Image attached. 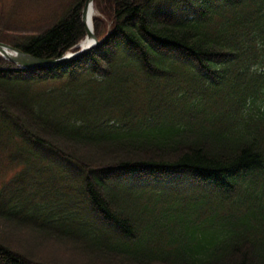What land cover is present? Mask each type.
Returning <instances> with one entry per match:
<instances>
[{
    "label": "trees",
    "instance_id": "trees-1",
    "mask_svg": "<svg viewBox=\"0 0 264 264\" xmlns=\"http://www.w3.org/2000/svg\"><path fill=\"white\" fill-rule=\"evenodd\" d=\"M26 1L1 41L52 58L85 38L86 0L20 32ZM95 5L104 39L78 57L0 54V264H56L51 237L86 264H264V0Z\"/></svg>",
    "mask_w": 264,
    "mask_h": 264
},
{
    "label": "rangeland",
    "instance_id": "rangeland-1",
    "mask_svg": "<svg viewBox=\"0 0 264 264\" xmlns=\"http://www.w3.org/2000/svg\"><path fill=\"white\" fill-rule=\"evenodd\" d=\"M67 0H27L23 3L22 8L19 10L18 15L26 21V24H22L19 26L18 30L20 32H38L43 28L47 27L49 24L50 16L52 15L54 10H57L61 4L66 2ZM14 3V0H0V19L5 22L4 14H7ZM95 14L94 16L100 15L98 8L94 3ZM6 16V15H5ZM49 18V19H48ZM47 19V20H46ZM0 20V21H1ZM37 25L41 28H38ZM21 29V30H20ZM10 32H12L10 30ZM4 169V168H2ZM0 172H4L0 170ZM15 172V169H10L8 171L9 177ZM3 174V173H2ZM2 175H0L1 177ZM23 237H20V243L26 245L27 247H31L29 241H33V237L23 233ZM29 240V241H28ZM40 242H36L39 245L37 248V252H39L43 258L46 257L48 261L55 262L56 264H61L62 262L70 263V261L75 262L76 264H86L87 254H84V257L81 253L73 254L71 253V249L69 247L61 246V243L57 241L55 238H48L47 240L40 239ZM29 242V243H27Z\"/></svg>",
    "mask_w": 264,
    "mask_h": 264
},
{
    "label": "water",
    "instance_id": "water-1",
    "mask_svg": "<svg viewBox=\"0 0 264 264\" xmlns=\"http://www.w3.org/2000/svg\"><path fill=\"white\" fill-rule=\"evenodd\" d=\"M94 1L95 0H86L83 8L82 17L86 27L85 39L76 44L74 48L67 51L62 56L52 58L38 57L20 49L13 44L1 40L0 54L22 68H37L67 62L96 47L104 38H98L94 26V16H90V12L95 10ZM89 21H91V24H89Z\"/></svg>",
    "mask_w": 264,
    "mask_h": 264
},
{
    "label": "bare ground",
    "instance_id": "bare-ground-1",
    "mask_svg": "<svg viewBox=\"0 0 264 264\" xmlns=\"http://www.w3.org/2000/svg\"><path fill=\"white\" fill-rule=\"evenodd\" d=\"M94 14H95V10H92V11L90 12V16H94ZM89 24H91V21H89Z\"/></svg>",
    "mask_w": 264,
    "mask_h": 264
}]
</instances>
